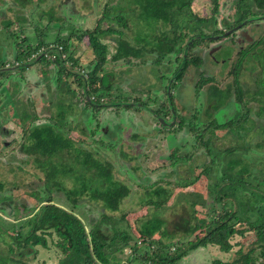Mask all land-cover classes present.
<instances>
[{"label":"rangeland","instance_id":"obj_1","mask_svg":"<svg viewBox=\"0 0 264 264\" xmlns=\"http://www.w3.org/2000/svg\"><path fill=\"white\" fill-rule=\"evenodd\" d=\"M20 1L25 3L26 6L22 10L15 11L13 10L14 7H21L19 3L14 0H0V21H12L10 28L16 30L11 36L8 32L0 28V57L2 59L5 57L7 62L15 60L12 55L20 49L18 44H20L22 49L26 48L34 43L40 35L52 43L56 37L55 35L59 31L64 30L67 24H72L76 28V31L83 32L86 29H92L96 25L97 19L107 11L109 17L102 22V25L103 27L112 25L111 23L115 22L113 18L118 12L116 7L126 2L125 0H73V4L72 2L63 3L65 0ZM219 1L222 3V6L224 5L223 10L225 11V8H228L227 4H230L232 0ZM209 2L210 0H193L191 8L200 15L208 14ZM23 10L28 15V19L26 22H21L23 25L20 26L19 19L17 20L15 17ZM75 12L78 13L77 17L75 16L77 21L71 23L69 20L74 18L72 14ZM51 15L53 16L50 19ZM67 19L69 22L66 21L65 23ZM166 20L167 18L165 16L150 20L147 18L138 19L137 15L126 17V25L128 27L124 29V37L131 43H139V46H142L141 49L145 52L141 58H131L130 61H113L110 57L115 51L117 36L110 34L105 35L102 39L108 45L109 52L108 60L102 73H107L108 76L106 75V77L110 79L111 86L109 94L101 96L103 103L107 104L105 107L102 106L94 109V111L89 110L83 112V93L81 87L77 86L74 75L69 77L62 75V79H66V81L62 80L59 86H55L52 82V77H50L52 71L49 67H44V60L35 63L31 67V71H29V75H31L33 73L32 70L38 67L37 71L39 72V76L42 77L39 82L30 81L28 84L18 87L20 81H17L16 78L13 80V74L16 73V77H18L21 69L9 70L5 76L6 79L0 82V89L7 88V92L0 90V225L7 229L4 230L5 232L0 233L1 254L9 253L6 249L7 243L10 242L11 233L16 229L14 228V224L10 227L9 223L23 224L37 211V208L43 203L42 200L51 190L54 201L69 209V205H66L67 199L63 193L54 191L51 188L54 182H58V184L66 188H71L74 184L76 186L79 184V181H76L75 176L80 171H85L89 177L95 178L91 170H87L85 165H79L73 161V155L68 157L67 154H63V157L68 158L66 160L69 163L68 167L74 170L70 171L71 173L62 172L61 168L63 167H61L60 163L61 156L53 157L57 166L56 177L55 179H46V164L43 163L41 165L42 161H38L39 158L35 160L34 156H29L21 150V144L24 141V134L26 133L24 129L26 128L27 130L33 123L41 124L49 122L52 117L55 119L56 111H60L62 107L66 110L64 124L61 127L65 135L77 145H80L84 150L90 152L92 158L99 159L102 162H110L113 166L112 172L115 177L113 181H120L129 186L130 194L123 199L120 210L112 214L118 216L123 211H129L126 219L133 225L131 227L132 233H135V224L133 222L141 225L143 221L147 220L145 217L151 216L150 219L155 216L160 217L165 219L164 224L168 225L170 224L169 220L171 222L178 220L177 215H175L177 212V214H180L183 210L186 213H191L189 212L191 207L185 200L189 201L194 196L188 194L183 197V193L181 192H189L192 189L199 194L200 198H202L200 200L204 205V210L202 207L197 206V209L200 211L196 214L197 216H204L205 208H208V212L209 209H213L214 211L221 210L222 207L220 205H224L225 207L232 206L226 200L227 198L221 204L210 202L214 196L213 183H216L219 176L222 178L223 175H226L222 170L223 163L225 162L222 156L225 155L226 158L238 160L241 163L240 167H234L233 173H246V169L242 165H244L246 160L249 161V157L242 154V151L246 144L248 145V149H251L257 142L264 141V133L258 129L263 124V119H257L253 114L252 118L257 119V130L241 136H234L227 129H218L215 132L217 144L225 148L229 146V150L216 152V158L213 154H210L208 158V153H204V147L194 138L196 136L195 131L185 132L175 125H173L175 127H162L152 112L146 108L110 104L112 102H121L122 104L126 98H129L126 102L137 103L134 99H139V101L146 102L150 109L160 110V105L164 103L166 104L164 109L167 110V114L169 115L170 110L165 97L166 92L164 91L168 82V76L177 65V62H173L172 58L171 62L168 63L169 69L166 67V61L165 63L162 60L158 63L155 62L160 48L163 47L161 38L170 35L167 30L172 23ZM56 21L59 23L60 29H58ZM35 22L36 24H41V29H37L38 33L35 30ZM115 26L119 27L118 25ZM20 29L23 31L19 36L18 31ZM70 29L72 28L69 27L64 33ZM26 32L31 34V36L34 33L37 35L33 39L28 38L25 41L22 39V35ZM63 34L60 35L65 36ZM83 40V43H76V39L72 38V43H70V49L73 52L72 55L79 59L81 66L67 68L73 72L83 74L86 77L88 70L85 69L84 65L86 66L91 61L93 54L89 44L86 42L87 35L83 36ZM148 50H151L152 53L147 54L148 52L146 51ZM227 55L228 51H223V55L219 53L216 57L222 56V58H226ZM190 56H197V52L195 50L190 52ZM218 70V66L212 67V64L208 61L203 69H201V65L194 66L190 64L187 67L182 78L179 80L180 83L175 86L177 91L176 88L173 90L170 88V93L176 94L174 95L173 102L179 111V113L177 112V117L174 118L175 121L180 118L179 114L184 116L193 114L195 109H197L196 107H199V105L201 107L202 104L199 102L205 100L204 98L206 96L200 95L199 99H197L195 95L194 83L198 78H201L199 74L203 76H205L204 74L206 76L215 74V77L220 75L216 79L223 80L224 73L219 74ZM4 73V71H0V76H2L0 80L4 77ZM240 77L243 82L250 83L252 80L249 71L246 70L240 74ZM207 86L208 84H204L201 91H205ZM68 88L73 89L75 94L72 95L68 91ZM154 99L156 101L153 102ZM225 100L226 97L223 101ZM57 104H60L61 108ZM207 105L205 103L202 108L205 109ZM252 106L254 107V105ZM200 115L204 118H209L210 116L208 111ZM200 115L197 116L201 118ZM13 117H15V120H13ZM258 120L260 123H258ZM29 143L30 141L27 142V145ZM231 143H233L232 147H230ZM210 149V152H213V148L210 147ZM253 149L249 151L250 156L256 155L259 160L263 161V163L260 162L259 164H264V151L257 152L255 148ZM172 150H175L174 154L177 155L175 157L177 159V168L174 169L171 165L176 160L170 159ZM220 158H222L223 163L216 161ZM209 160L211 162L208 163L209 174L206 176L201 175L199 170L196 169L198 167L197 165L204 164V162H208ZM77 167H79L78 170L76 169ZM191 167L194 169L192 176H198V179L195 180L196 183L185 189L176 188L179 183L175 182L172 176L173 172L178 170L185 177L189 175V169L191 170ZM250 167H252V164L251 166L249 165V170ZM255 175L256 177H254ZM254 176L250 175L246 177V182H252L250 184L253 186L243 184V187L239 188V190H245L243 193H246L247 190L252 191L251 187H254V184L258 182L257 180H260L259 174H254ZM160 179L162 181L158 184L168 182L169 185H167V188L171 189V196L166 203L158 207L161 202L159 200L158 202L153 200L154 197L149 196L146 190L157 187L154 183ZM92 187L90 186V188ZM221 189L226 190L224 188ZM257 192L260 191L258 190ZM224 193L231 199L230 202L234 199L232 197L233 194L228 190ZM242 198L241 196L238 199ZM79 202V207L74 208V211L78 213V216L82 220L86 222L88 218L99 217L102 211L100 202L96 205L94 201H91L86 196ZM248 214L251 215V212L249 211ZM114 216L111 218L115 219ZM188 220L193 223L195 218L189 214ZM115 222L121 229H127L126 222ZM165 227L171 229L169 226ZM236 229L237 233L231 239L234 243L232 250L224 252L216 246L208 245L202 249L197 248L191 252L189 251L184 256L185 259L182 257L175 264H209L212 259L216 258L227 261L236 258V251L241 245L246 251L255 241L254 231L250 229L248 223L239 222ZM71 231L76 234L74 238H70L65 233L66 235H63V239L73 240L72 243L82 247L85 242L83 240L80 241L84 236L80 232L81 228H79V225L78 227H73ZM61 233V231L56 230L55 234L53 233L51 237L48 236L47 241L49 246L46 248L38 245L33 247L35 251H29L21 256H19L20 254L18 255L20 250L15 248V252H11L9 256L19 262L13 263V261H10L8 263L61 264L60 262L63 260L64 253L61 247L57 245V241L60 239L59 235H62ZM181 234L183 235L182 232L171 231L170 237H181ZM170 246L168 247V252L165 251L162 254L170 255L175 248L173 245ZM146 250H148L146 245L140 243L136 254L139 260L138 258L133 259V263H131L129 248H124L120 252L111 255L110 261H117L118 264H143L144 262L140 259L143 258ZM260 260L263 261L264 259Z\"/></svg>","mask_w":264,"mask_h":264},{"label":"trees","instance_id":"obj_2","mask_svg":"<svg viewBox=\"0 0 264 264\" xmlns=\"http://www.w3.org/2000/svg\"><path fill=\"white\" fill-rule=\"evenodd\" d=\"M125 1V4L116 7L118 12L113 18L115 22L111 23L112 25L103 27L102 22L109 17L107 11H105L104 16L102 15V17L97 19L96 25L92 29H86L78 35L72 32H69L67 36L56 35L55 42L62 46V51L64 52H67L69 49L72 37L79 40L84 35H87L94 56L86 66L89 69L86 78H83L78 72L67 70L63 64V60H60L59 57L54 59L48 56L47 59L49 60L45 59L47 66L50 64H53L54 66L56 65L54 70L49 67L52 71L50 77L54 80L52 82L55 86H59L60 82H62V75L65 77L74 75L77 86L81 87L83 93V112L89 110L94 111V109L99 107L107 106V104L103 103V100H101V96L109 94L111 89L110 79L106 77L107 73H102L109 53L108 45L102 40L105 35L114 34L117 36L116 48L110 57L113 61L119 59L130 61L131 58H141L145 52L141 49L142 46H139V43H131L124 37V29L128 27L126 25V17L137 15L138 19L147 18L149 20L162 18L164 16L166 17L169 6L173 7L174 5H177L179 10L183 8L188 9V2L190 0ZM218 1L219 0H210V3L217 4ZM232 1L234 4H238L237 10L235 11L236 16L241 10V4H243L244 1ZM254 1H256L257 5L264 7V0ZM188 12L186 11V15L189 14V17L191 18L189 26L194 27V18L197 17ZM183 14V12L182 14L179 12L177 17H182ZM241 15L242 16L238 18L245 17V13H241ZM8 24H10V22L5 21V25ZM224 24H228V21H225L223 25ZM115 25H118L119 27ZM171 26L173 34L169 40L162 43L163 47L160 48L158 56H165L168 52L177 54L176 59L178 64L168 78V81H170L173 86L172 79H180L188 65L192 64L198 66L201 61L198 57L189 56V51L186 47L184 48L182 46V41L184 39L182 28L186 26L183 25L182 22H172ZM44 45L46 44L42 38H38L35 45L30 44V46L23 49L20 44H18L20 49L13 56L16 61L20 60L15 64L16 68L24 71L30 65L42 60L44 57L42 55L38 56L40 59L35 58L31 61L23 59L24 57H29L32 52ZM146 52H148L147 54L152 53L151 50ZM180 52L184 53L179 55ZM68 58L72 61L73 66L79 64V59L74 58L71 51H69ZM4 60L5 57L3 59L0 57V71L6 73L4 70ZM63 81H66V79ZM68 91L72 95L75 94V91L71 88H68ZM87 97H89V99ZM57 105L61 108L60 104ZM112 105H116V103H113ZM125 105L127 107L130 106L128 103ZM56 112L55 119L52 117L49 122L41 124L33 123L27 130L26 128L24 129L26 133L24 134V141L21 144V150L29 156H34L35 160L39 158L38 161H42L41 165L43 163L46 164V179H55L56 177L57 166L54 158L57 156H61L60 163L61 167H63L61 168L62 172L71 173L70 171L74 170L73 168L68 167L69 163L66 161L68 158L63 157V154H67L68 157L73 155V161L79 165H85L87 170H91L95 178L89 177L85 171H80L75 176L76 181H79V184L76 186L74 184L71 188H66L58 184V182H54L53 185H51V188H53L54 191H60L63 193L67 199L66 205H69V209L54 201L53 196L51 195V190L42 200L43 203L37 208V211H35L33 215L23 223L24 225L21 223H9L10 227L14 224V228L16 229L11 233V236L9 235L10 242L7 243L6 247L9 253H0V264H9L8 262L10 261L18 263V260L9 256V254L15 252L16 249L20 250L18 255L20 254L19 256H21L29 251H35V248L33 247L38 245L45 248L48 247L47 237H51L53 233L55 234L56 230L62 232V235H59L60 239L57 241V245L61 247L64 253L63 260L60 262L61 264H118L117 261H110V256L116 252H120L124 248L131 249V260L137 259V248L140 243L145 244L148 249L144 253L143 258L140 259L142 262H149L151 264H175L189 251L198 247L213 245L224 252L232 250L234 243L231 239L235 233H237L236 226L239 222H244L245 224L248 223L250 229L254 231L255 241L252 246H249L245 251L240 244L241 246L236 251V258L228 261L216 258L213 259L210 264H264V260H260L264 259V192L260 191L256 186L251 187L252 191L247 190L246 193H243L245 190H239V188L243 187V184L253 186L249 182H246V177L253 173L259 174L263 180L264 167L246 160L244 165H242L245 167L246 173L236 174L233 173V169L234 167H240L241 163L238 162V160L229 159L227 157L222 166L223 173L226 175H223L222 178L219 176L216 183H213L214 196L210 202L221 204L222 201L227 198L226 200L232 204V206L229 204L231 207L220 205V207H222L221 210L214 211L213 209H209L208 212V208H205L206 211L204 216L200 217L196 215L200 212L197 210V206L200 205L204 207V205L200 200L202 198H200L199 194H193V192H191L192 194L190 192H181L183 193V197L188 194L194 196V198L189 201L182 198L189 203L192 210H189V212L191 213H186L183 210L180 214H177V212L175 215H177L178 220L173 222L169 220L170 224L168 225H165V219L160 217L155 216L151 219V216L145 217L147 220L143 221L141 225L133 222V224H135V233H132L131 227L133 225L126 219V215L129 211H120L121 213L118 215L119 217L112 214L113 212H118L120 210V205L123 199L130 194L129 186L120 181H113L115 177L112 172L113 166L110 162H102L99 159L92 158L90 152L84 150L80 145H77L65 135L61 127L64 124L66 110L62 107L60 111L57 110ZM155 114L157 115L156 112ZM13 120H15V117H13ZM193 122H195V124H192L191 127L192 129H195L197 128L196 125H198V121L193 120ZM228 124L232 125L233 122H228ZM197 139L201 144H205L201 134L197 135ZM28 141H30L29 145H27ZM207 149L211 151L209 147H207ZM176 156L177 155H175L174 152L170 154L171 160H176L175 163H177ZM215 156L217 157V155ZM244 158L248 159L247 157ZM251 164L252 167H250L249 170L248 167L249 165L251 166ZM76 169L78 170L79 167ZM200 173L208 175V167H203V169L200 170ZM175 179V182L179 183L177 186L184 187L191 183L193 184L195 180L198 179V176L191 178V174L189 173V175L184 177V175L178 171ZM160 181L162 180L160 179L158 182L156 181L154 183L157 187L146 190L149 196L154 197L153 200H156L157 202L159 200L161 202L158 207L166 203L171 196V189L167 188V185H169L168 182L166 181L162 184H158ZM90 186L93 187L90 188ZM221 188H224L233 194L232 197L234 199H232L231 202V199H229L227 194L224 193L226 190H222ZM255 189L263 193L257 192ZM85 196L91 201H94V204L96 205L100 202L102 209L99 217L88 218L86 222L74 211V208L79 207V201ZM241 196L243 198L238 199L241 198ZM249 211L253 212L254 216H250L248 214ZM189 214L195 218L193 223L188 220ZM112 216H114L115 219H112ZM115 221L126 222L127 229H121ZM78 225L79 228H81L80 232L84 236V238H81L80 240L85 242L82 247L72 243L73 240L70 241L63 239V235L66 234L70 238H74L76 234L73 233L71 229L73 227H78ZM165 226H169L171 229H168ZM160 227H162V229H160ZM0 230V233H2L7 229L0 225ZM25 230L26 232H24ZM170 230L174 232H182L183 235L181 234V237H170ZM170 245L175 246L173 252H171L170 255L162 254V252H168V247H171ZM153 247L154 249H152Z\"/></svg>","mask_w":264,"mask_h":264},{"label":"flooded vegetation","instance_id":"obj_3","mask_svg":"<svg viewBox=\"0 0 264 264\" xmlns=\"http://www.w3.org/2000/svg\"><path fill=\"white\" fill-rule=\"evenodd\" d=\"M14 1L19 3L21 6V7H18V6L14 7L13 10H15V11L22 10L24 8V6H26L25 3H23L20 0H14ZM30 1L31 0H26V2H30ZM62 1H64V0H62ZM192 1L193 0H190L188 2V9L183 8V9L179 10L177 8V5H174L173 7L169 6L167 9L168 11L166 13V18H167L166 21L170 22V23H172V22L181 23L182 22V24L186 26V27L182 28V32L184 34L182 46L184 48L186 47V49L189 51V56H190V52H192L194 50L197 52V56H195V57L200 58L201 63L198 66L201 65V69H203V67L207 61L212 64V67L218 66L219 74L224 73L223 80L216 79L220 75H217L215 77V74H210L207 76H206V74H204L205 76H203L202 74H199V76L201 75V78L200 79L198 78L194 83L195 95H196L197 99H199L200 95L206 96L204 98L205 100L199 102L202 105H201V107H200V105H199V107H196L197 109H195V112L193 114L185 115V116L182 114H179L180 118L177 121H175L174 118L177 117V114L179 113V111L173 102V99L175 98L174 95H176V94H171L170 93L171 91L168 94L167 87L169 86V88H172V90L174 88H176L175 86L180 83L179 80L182 78L183 74H182L180 79H177V80L172 79L173 86L171 85L170 81H168L166 84L164 92H166L165 97H166V101L168 102V107L170 110L169 115L167 114V110L164 109V106H166V104H164V103H162V105H160V110L150 109L146 102H143L142 100L139 101V99H134L135 101H137V103L126 102L129 100V98H126L125 102H123L122 104H121V102H119V103L112 102L110 104L112 105L113 103H116V105L126 106L125 104L128 103V104H130V106L146 108L152 112L153 116L156 118V120L160 126H162V127H175L176 126L185 132L195 131L196 136L194 138L197 141H198L197 135L201 134L203 136L205 144H201L199 141L198 142H199V144H201L204 147V153H208V158H209L211 153L216 158V156H215V155H217L216 152H221L224 150L227 151V149L229 147L228 146L225 148V147H221V146H219V144H217V142H216L217 140H215L216 139L215 132L218 129H221V130L227 129V130H229V132L232 135L241 136V135H245V133H249V132H252L254 130H257V128H256L257 119H260V120L263 119V124L261 126H259L258 129H260V132L264 133V7L257 5L256 1H254V0H243L244 3L241 4L242 5L241 10L235 16V14H236L235 11L237 10V6H238L237 3L234 4L233 1H231L230 4H227L228 8L226 7L225 11H224L223 10L224 5L222 6V3L220 1H218L217 4L209 2V4H208V9H209L208 12L209 13L204 14V15H200L198 12H196V11L194 12L192 10V8H191ZM70 2H72L74 4L73 0H65L63 3H70ZM235 2H237V1H235ZM17 8H19V9H17ZM174 9H176V10H174ZM188 10L191 14H193L197 17V18H194L195 22L192 21L195 24L194 27L189 26V21L191 20V18L189 17V14L186 15V11L188 12ZM179 12H181V14L183 12L185 15L183 14L182 17H177ZM204 12H206V11H204ZM241 13H245L244 18H238V17L242 16ZM72 15L74 16V18L69 20L71 23H73L74 21H77L76 17L78 15V13L75 12ZM52 16L53 15L50 16V19ZM103 16H104V14H103ZM15 18L17 20L19 19L18 22H19L20 26H22L23 24L21 22H26L28 19V15L23 10L22 12H19ZM5 21H9V20H1L0 21V28L5 30L6 32H8L9 35L12 36L16 32V30L10 28L12 21H9L10 24H8V25H5ZM66 21L69 22L68 19L65 20V23H66ZM225 21L226 22L228 21V24L223 25V23ZM56 24L58 25V29H60V25L57 21H56ZM239 24H240V26L238 28H236L235 30H233L229 33H226ZM40 25L41 24H36V22L34 23L35 30L37 33H38L37 29H41ZM69 27L72 29H70L66 33H64L65 30H67ZM75 29L76 28L74 26H72V24H67L65 26L64 30L59 31L58 34L60 35V34L64 33L63 35L67 36L69 34V32L75 33L76 35L82 33V31L78 32ZM22 31H23L22 29H20V31H18L19 36H20V33ZM167 32L170 35H167L166 37H162L161 38L162 43L166 42L167 40H169L171 38V36L173 34L171 25L168 27ZM36 35L37 34L34 33L31 36V34L26 32L24 35H22V38L25 40L26 39L28 40V38L33 39V37ZM39 35H40V33H39ZM39 38L40 39L42 38L46 45H44V46L40 47L39 49H37L36 51L32 52L29 57H24L23 60L31 61L35 58L38 59L39 55L44 56L42 59L44 61H45V59L48 58V56L51 58H54V59L56 57H59L60 60H63V64L65 65V68L67 70H68L67 67H71V66L73 67L72 61L68 58L69 57V51L72 52V50L70 49V45H69V49L67 50V52H64V51H62V46L57 44V42H55V38H54L52 43L45 40V38H43L41 35L39 36ZM72 38L76 39L75 37H72ZM37 41H38V38L36 39V41L34 43H32V45H35L37 43ZM83 42H84L83 37L79 40L76 39V43H83ZM86 42L89 44L88 37H87ZM59 46H61V48H59ZM50 49H52V51H50ZM54 51H55V53L53 54ZM223 51H228V55L226 56V58H222V56L216 57V55H218L219 53H222V55H223ZM183 53L184 52H180L179 55H182ZM6 54H8V53L6 52ZM55 55H58V56H55ZM176 55L177 54H175L173 52H168L165 56H160V55L158 56L157 55V58H155V62L158 63L162 60L165 63V61H166V63H167L166 67L169 69L168 63L171 62L172 58H173V62H177V64H178V61L176 59ZM192 57H194V56H192ZM74 58H77V57H74ZM122 60H124V59H122ZM19 61L20 60H18V61L12 60L11 62H7L5 59L4 60L5 67L13 66V65L17 64ZM117 61H120V59ZM36 63H38V62H36ZM68 64H70V65H68ZM105 64H104V66H105ZM33 65L34 64H32L30 66H33ZM44 65H45L44 67L46 68V66H47L46 61H45ZM50 65L54 66L53 64H50ZM79 65L81 66L80 62L78 65H75V66L79 67ZM49 66H47V67H49ZM86 66L84 65L85 69L89 70ZM40 68H42V67H40ZM103 69H104V67H103ZM174 70H175V68L172 70L171 74L173 73ZM185 70H184V72H185ZM244 70L249 71V73H250V76L252 78L250 83L246 82V81H244L245 82L244 83L241 80L240 74ZM8 72L9 71H6L4 77L0 80V82H2L3 79H6L5 76ZM38 74H39V72H38ZM171 74L168 76V78L171 76ZM81 75L83 76V74H81ZM0 77H2V76H0ZM83 78H86V77L83 76ZM204 84H208V86L206 87L205 91H201V88ZM170 85H171V87H170ZM176 91H177V88H176ZM225 97H226V100L223 101ZM154 101H156V99H154L153 102ZM131 103H133V104H131ZM205 103H207L208 105L204 109V108H202V106H204ZM230 103H232V104H230ZM252 105H254L255 108ZM205 111H208V113L210 115L209 118H204L200 115V114L204 113ZM155 112L157 113V115L155 114ZM253 114L255 115V118H257L256 120L252 118ZM197 115H200L201 118H199ZM188 116H190V117H188ZM160 118H163L165 120V124H162L160 122ZM193 120L198 121V125H196L197 128H195V129H192V127H191L192 124H195V122H193ZM228 122H233V124L232 125L228 124ZM258 123H260L259 120H258ZM173 125H175V126H173ZM213 142H215L216 144ZM263 145H264V141L257 142L253 148H255V150L257 152H263L264 151ZM232 146H233V143L230 144V147H232ZM207 147H209V148L212 147L213 152H210L207 149ZM253 148L248 149V145L246 144V146L244 147V149L242 151V154H245L247 157H249V161H251L252 163L258 164V165H261L262 167H264V164H259L260 162L263 163V161L259 160L256 155L250 156L249 151L254 150ZM258 149H259V151H258ZM174 151L175 150H172L171 153H173ZM222 157L224 159L226 158L225 155ZM216 161H218V163H221V162L223 163L222 158H220L219 160H216ZM216 161H214V162H216ZM208 163H211L210 160L208 162H204V164L201 163L200 165H197L198 167H196V169L199 170V173H200V170L203 169V167L209 166ZM176 164L177 163L171 165L173 167V169L177 168ZM191 168H192L191 170L189 169V172L191 174V178L196 177V175L192 176L194 169H193V167H191ZM173 169H172V171H173ZM177 172H178V170H175L173 172L172 176L174 177V180H176L175 178H176ZM208 173H209V167H208ZM254 174H257V173H254ZM254 174H252V175L254 176ZM254 177H256V175ZM259 178H260V180H257L258 182L254 185L256 187H258V189L260 191L264 192V181L262 180L261 177H259ZM195 183L196 182H194L193 184H195ZM250 183L252 184V182H250ZM193 184L191 183V184L186 185L184 187L176 186V188L185 189L188 186H192ZM189 192H193V194H198L196 191H193V189ZM198 206H200V205H198ZM200 207H202V206H200ZM202 208L204 210V207H202ZM250 216H254L253 212H251ZM198 248L202 249L204 247H198ZM196 249L197 248H195L194 250H196ZM130 251H131V249H130ZM210 262H209V264H210Z\"/></svg>","mask_w":264,"mask_h":264},{"label":"crops","instance_id":"obj_4","mask_svg":"<svg viewBox=\"0 0 264 264\" xmlns=\"http://www.w3.org/2000/svg\"><path fill=\"white\" fill-rule=\"evenodd\" d=\"M14 55H15V53H14ZM14 55H12V57L14 56ZM31 67L32 66H29V67H27L24 71H22V70H20V72H21V74H19V76L18 77H16V73L15 74H13L14 75V77H13V80H15V78L17 79V81H20L19 83H18V87L19 86H21V85H25V84H28L30 81H40L41 79H42V77H40L39 76V74H38V71H37V68H35V69H33L32 71H33V73L31 74V75H29V71H31ZM50 68H52V70H54L55 69V66H52V65H50L49 66ZM25 72H27V73H24ZM12 74H11V76H13ZM52 81H54V80H52ZM2 91H6L7 92V88H2L1 89ZM2 95V94H1ZM192 251V250H191ZM190 251V252H191ZM183 259H185V257H183ZM131 263H133V259L131 260ZM130 263V264H131ZM144 264V263H143ZM146 264H151V263H146Z\"/></svg>","mask_w":264,"mask_h":264},{"label":"water","instance_id":"obj_5","mask_svg":"<svg viewBox=\"0 0 264 264\" xmlns=\"http://www.w3.org/2000/svg\"><path fill=\"white\" fill-rule=\"evenodd\" d=\"M240 26V24L239 25H237L236 27H234L233 29H231V30H229L228 32H226V33H229V32H231V31H233V30H235L236 28H238ZM50 51H52V49H50ZM39 58V57H38ZM17 68H16V65H13V66H8V67H5L4 68V70H6V71H14V70H16ZM19 74H21V72L19 73ZM167 92H168V94H169V92H170V88H169V86L167 87ZM89 98V97H88ZM131 104H133V103H131ZM160 122L162 123V124H165V120L163 119V118H160Z\"/></svg>","mask_w":264,"mask_h":264},{"label":"built area","instance_id":"obj_6","mask_svg":"<svg viewBox=\"0 0 264 264\" xmlns=\"http://www.w3.org/2000/svg\"><path fill=\"white\" fill-rule=\"evenodd\" d=\"M59 48H61V46H59Z\"/></svg>","mask_w":264,"mask_h":264}]
</instances>
